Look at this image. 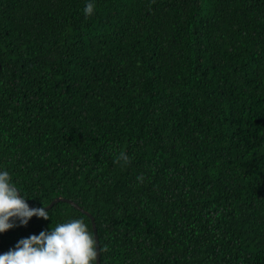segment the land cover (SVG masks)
<instances>
[{
  "label": "trees",
  "instance_id": "trees-1",
  "mask_svg": "<svg viewBox=\"0 0 264 264\" xmlns=\"http://www.w3.org/2000/svg\"><path fill=\"white\" fill-rule=\"evenodd\" d=\"M85 3L0 0V168L100 264H264V0Z\"/></svg>",
  "mask_w": 264,
  "mask_h": 264
},
{
  "label": "clouds",
  "instance_id": "clouds-1",
  "mask_svg": "<svg viewBox=\"0 0 264 264\" xmlns=\"http://www.w3.org/2000/svg\"><path fill=\"white\" fill-rule=\"evenodd\" d=\"M95 0H86L85 15H91ZM120 158L128 156L121 152ZM48 220L50 213L44 204L31 205L28 196L17 187L7 168H0V233L17 225H27L33 216ZM96 240L83 217L58 221L16 240L0 252V264H94Z\"/></svg>",
  "mask_w": 264,
  "mask_h": 264
},
{
  "label": "water",
  "instance_id": "water-1",
  "mask_svg": "<svg viewBox=\"0 0 264 264\" xmlns=\"http://www.w3.org/2000/svg\"><path fill=\"white\" fill-rule=\"evenodd\" d=\"M0 68H1V63H0ZM58 200H64L69 202L70 204H72L73 206H75L76 208L80 209L81 211H83L85 214L89 215L91 217V221H92V228H93V235L95 237L96 240V247H97V256H96V263L95 264H100V250H99V242H98V235L96 232V226L93 220V217L90 213H88L86 210L82 209L77 203H75L74 201L67 199V198H62V197H56L54 200H52L50 202L49 205H47L48 208L51 207V205H53L55 202H57ZM0 252H3L2 250H0Z\"/></svg>",
  "mask_w": 264,
  "mask_h": 264
}]
</instances>
